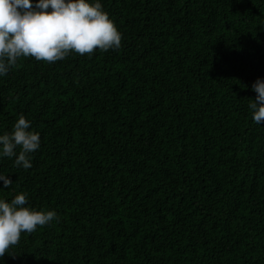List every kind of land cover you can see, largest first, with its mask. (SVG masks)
<instances>
[{"label": "trees", "instance_id": "obj_1", "mask_svg": "<svg viewBox=\"0 0 264 264\" xmlns=\"http://www.w3.org/2000/svg\"><path fill=\"white\" fill-rule=\"evenodd\" d=\"M99 2L119 49L0 76V135L40 134L0 199L57 214L0 264H264V0Z\"/></svg>", "mask_w": 264, "mask_h": 264}, {"label": "clouds", "instance_id": "obj_2", "mask_svg": "<svg viewBox=\"0 0 264 264\" xmlns=\"http://www.w3.org/2000/svg\"><path fill=\"white\" fill-rule=\"evenodd\" d=\"M122 35L99 0H0V76L19 67L21 58L49 64L70 53L91 56L121 47ZM257 93L249 108L256 124L264 121V80L252 84ZM30 122L21 114L12 131L0 135V156L16 157L14 165L30 169L31 154L40 148V134L29 131ZM17 149L19 151L17 152ZM4 188L13 181L0 175ZM28 195L19 192L10 202L0 199V258L18 245L22 233L32 234L57 219L55 211L25 206Z\"/></svg>", "mask_w": 264, "mask_h": 264}]
</instances>
